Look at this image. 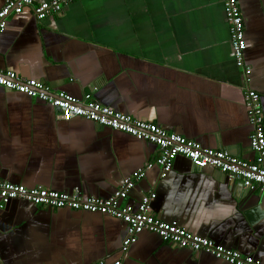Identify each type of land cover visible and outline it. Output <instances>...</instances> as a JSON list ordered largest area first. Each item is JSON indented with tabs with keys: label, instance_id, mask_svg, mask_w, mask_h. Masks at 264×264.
I'll list each match as a JSON object with an SVG mask.
<instances>
[{
	"label": "crops",
	"instance_id": "obj_1",
	"mask_svg": "<svg viewBox=\"0 0 264 264\" xmlns=\"http://www.w3.org/2000/svg\"><path fill=\"white\" fill-rule=\"evenodd\" d=\"M49 0H34V4ZM3 0H0V8ZM251 69L248 88L264 113V0H238ZM0 69L97 102L201 147L252 161L246 83L234 61L220 0H74L37 20L31 8L7 18ZM158 149L0 87V180L83 197L109 198L123 179L132 205L151 190L153 214L264 264V192L243 191L212 168L177 157L164 178ZM125 225L98 214L16 199L0 209V264H227L154 234L121 255Z\"/></svg>",
	"mask_w": 264,
	"mask_h": 264
},
{
	"label": "built area",
	"instance_id": "obj_2",
	"mask_svg": "<svg viewBox=\"0 0 264 264\" xmlns=\"http://www.w3.org/2000/svg\"><path fill=\"white\" fill-rule=\"evenodd\" d=\"M73 1L49 0L34 4V0H3L0 8V35L7 28V18L19 15L25 8H31L35 18L43 20L50 15L60 14L63 8ZM220 1L235 65L241 70L246 83L243 102L251 127L249 148L254 156L252 161L234 157L225 150L203 148L199 143L169 133L156 124L133 119L97 102L91 94H85L78 99L63 91H53L41 81L19 77L12 70L0 69V87L46 103L57 111L63 121L81 118L155 146L159 154L154 166L159 168L160 178H164L171 171L177 157H184L197 170L212 168L226 174L239 183L241 190L264 192V113L260 95L247 86L251 69L244 61L247 43L243 18L238 0ZM152 166L142 167L123 179L120 188L109 198L83 197L78 192L66 194L42 187L27 188L0 180V209L8 202L20 199L49 209H67L120 220L125 225V236L121 244L122 257H126L140 234L150 233L174 247L202 252L227 264H260L238 251L224 248L210 239L195 235L176 222H166L158 218L153 214L151 206V202L156 198L154 191H147L132 205L123 203L136 183L145 177L146 171ZM114 264H120V261Z\"/></svg>",
	"mask_w": 264,
	"mask_h": 264
},
{
	"label": "water",
	"instance_id": "obj_3",
	"mask_svg": "<svg viewBox=\"0 0 264 264\" xmlns=\"http://www.w3.org/2000/svg\"><path fill=\"white\" fill-rule=\"evenodd\" d=\"M56 111V110H55ZM57 112V111H56ZM244 191V190H243ZM250 192H253V191H250ZM173 222H176L177 223V221H175V220H172ZM172 221H169V222H172ZM178 224V223H177ZM179 225V224H178ZM180 226V225H179ZM210 256V255H209Z\"/></svg>",
	"mask_w": 264,
	"mask_h": 264
}]
</instances>
